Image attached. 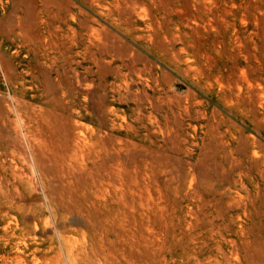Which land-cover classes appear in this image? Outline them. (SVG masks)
Here are the masks:
<instances>
[{
	"label": "rangeland",
	"instance_id": "1",
	"mask_svg": "<svg viewBox=\"0 0 264 264\" xmlns=\"http://www.w3.org/2000/svg\"><path fill=\"white\" fill-rule=\"evenodd\" d=\"M41 17L50 28L30 29ZM97 39L110 47L99 67L82 48L94 50ZM75 69L88 80L78 84ZM75 148L84 160L94 152L107 204L53 216L44 197L58 195L60 163ZM14 160L32 181L17 185ZM260 164L264 0H0V203L14 198L20 207H0L8 211L0 264H185L176 232L204 238L201 255L217 243L236 248L242 264H264ZM238 165L250 167L256 187H242ZM58 234L74 248L71 263L59 257Z\"/></svg>",
	"mask_w": 264,
	"mask_h": 264
},
{
	"label": "bare ground",
	"instance_id": "2",
	"mask_svg": "<svg viewBox=\"0 0 264 264\" xmlns=\"http://www.w3.org/2000/svg\"><path fill=\"white\" fill-rule=\"evenodd\" d=\"M95 2H100L102 0H94ZM124 1V0H123ZM47 5V4H46ZM124 5V4H123ZM128 7V6H127ZM80 8V7H79ZM114 8V7H113ZM116 10H119L122 12V10L120 9H116ZM38 12H43L45 14V17L47 18L49 16V10L43 6L41 9H38ZM123 13V12H122ZM121 13V14H122ZM120 14V13H119ZM130 14V13H129ZM34 15V14H33ZM37 16V14L35 15ZM56 17V15H55ZM122 17V16H121ZM92 18V17H91ZM118 18V14H117V17ZM126 18V17H125ZM97 20V19H96ZM116 20V19H115ZM122 20V19H121ZM120 20V21H121ZM30 22V21H29ZM123 22V20H122ZM18 23V22H17ZM40 23H44L45 24V27L47 28H50V23H47L45 19H42L39 18L38 22L35 20L33 23H32V27L30 29H34L35 27H37L38 24ZM87 23V22H86ZM120 23V22H119ZM31 24V23H30ZM89 24V23H88ZM100 24V23H99ZM86 25V24H85ZM44 27V28H45ZM58 27V26H57ZM54 31V30H52ZM75 31V30H74ZM40 32V31H39ZM56 32V31H55ZM71 34H72V41L74 42V39L76 38L75 35L73 33V30L70 31ZM84 32V31H83ZM49 34V33H48ZM104 34V33H103ZM47 35V34H46ZM48 36V35H47ZM57 36V34H56ZM62 36V35H61ZM69 36V35H68ZM67 37V36H66ZM31 38V37H30ZM41 37L37 34L35 35L34 39H40ZM44 38V37H43ZM69 38V37H68ZM139 38V37H137ZM100 39V38H99ZM97 39V42L96 43H92L91 45L94 46V50H90L88 47H82L85 51L88 52V58L90 60V62L96 66V67H99V63H101V60H102V57L103 55L109 53L108 50L110 49L109 45H108V42L105 41V40H99ZM102 39V38H101ZM106 39V38H105ZM117 39V37H116ZM119 39V38H118ZM117 39V40H118ZM122 39V38H121ZM71 40V39H70ZM114 40V39H113ZM37 41V42H38ZM115 41V40H114ZM92 42V41H91ZM121 43V42H120ZM157 43V42H156ZM63 44V43H62ZM113 44V43H111ZM110 44V45H111ZM37 46V45H36ZM114 46V45H113ZM113 46H111L113 48ZM25 47V46H24ZM30 47V46H29ZM111 48V50H112ZM115 48V46H114ZM29 49V48H28ZM45 49V48H43ZM59 50V49H58ZM118 50V49H117ZM129 50V49H128ZM26 51V50H25ZM30 51V50H29ZM34 51V50H33ZM36 51V50H35ZM113 51V50H112ZM127 52V51H126ZM61 53V52H59ZM34 54V53H33ZM123 54V53H122ZM32 55V54H31ZM33 56V55H32ZM210 56V55H209ZM39 58V57H38ZM34 60V59H33ZM76 62V61H75ZM25 66V65H24ZM53 66V64H52ZM86 66V65H85ZM103 66V65H102ZM101 67V65H100ZM103 68V67H102ZM115 68V66H114ZM144 68V66H143ZM104 69V68H103ZM133 69V67H132ZM139 69V68H138ZM137 69V71H138ZM33 70V69H32ZM101 70V69H100ZM99 70V71H100ZM141 70V69H139ZM85 72H89L90 71V68L89 67H86ZM95 71V70H94ZM112 71V69H111ZM135 71V70H134ZM136 71V72H137ZM74 75L76 74L77 78H78V84H80V82H85L86 80H88V77L87 76H78L77 75V69L74 70ZM135 72V74H136ZM57 73V72H56ZM138 73V72H137ZM58 74V73H57ZM31 75V73H30ZM123 75V73H122ZM140 75V74H139ZM18 76V75H17ZM31 77V76H30ZM60 77V76H59ZM131 77V76H129ZM21 78V77H20ZM32 78V77H31ZM142 78V77H141ZM155 79V78H154ZM17 80V79H16ZM129 80V79H128ZM153 80V79H152ZM133 81V80H132ZM16 84V83H15ZM60 84V83H59ZM77 84V85H78ZM144 84V83H143ZM13 85V83H12ZM103 89V88H102ZM16 90V88H15ZM111 92H112V96L117 98L118 100H120L121 98H124V94L121 92V86L119 84H112L111 86ZM131 90V89H130ZM127 91V90H126ZM133 92V91H132ZM137 92V91H136ZM135 93V92H134ZM144 94V93H143ZM133 95V94H132ZM137 94H134L133 95V98L136 99L138 97H136ZM132 98V99H133ZM131 99V100H132ZM141 100V99H140ZM20 103V102H19ZM153 104V103H152ZM112 106V105H111ZM152 106V105H151ZM109 107V106H108ZM27 110V109H26ZM140 109H138L139 111ZM139 114V113H138ZM139 118V117H138ZM37 120V119H35ZM32 133V132H31ZM31 133L29 132L28 133V136L31 137ZM106 134V133H105ZM27 136V137H28ZM32 138V137H31ZM41 139V138H40ZM55 139V138H54ZM103 139V138H102ZM120 139V138H119ZM30 140V139H29ZM32 140V139H31ZM37 140V139H36ZM42 140V139H41ZM46 141V140H45ZM220 141V140H219ZM39 142V141H38ZM32 143V142H31ZM111 144V143H110ZM30 146L32 148L33 145L30 144ZM204 146V145H203ZM30 147V148H31ZM65 147V146H64ZM232 148V147H231ZM67 149V148H66ZM236 149V148H235ZM43 150V149H42ZM23 151H24V148H23ZM118 152V151H117ZM93 153L94 152H90L88 154V157H87V160H84L82 157H83V152L81 151H78L73 149L71 151V153L67 154V160H62V162L60 163V170H59V176L61 182H60V188L58 187L56 190H58V195L57 196H47L45 195L44 197V200L46 198V201L44 203V209L43 211H46L50 214H53V213H56L57 210H61L62 212H72V210H78V211H86V212H89V213H95L97 211L101 212L103 211L102 209H104L106 207V204H107V196H106V193L105 191H102L100 189H103L104 188V178H100V175H98V168L99 167L97 165L96 167V162L92 160H90L91 158V155L93 156ZM227 153V152H226ZM124 154V153H123ZM13 155V154H12ZM24 155V154H23ZM48 155V154H47ZM14 156V155H13ZM12 156V157H13ZM233 156V155H232ZM99 157V156H98ZM97 157V158H98ZM139 157V156H138ZM225 157V156H224ZM223 157V158H224ZM15 158V157H13ZM26 158V157H24ZM55 158V157H54ZM53 158V159H54ZM78 158H82V161L79 162L78 161ZM16 159V158H15ZM103 159V158H102ZM227 159V158H226ZM233 159V158H232ZM251 159V158H250ZM101 160V158H100ZM84 161V162H83ZM102 161V160H101ZM240 161V159L238 160ZM237 161V162H238ZM257 161V160H256ZM12 163V162H11ZM64 163V164H63ZM91 163L92 167L90 168V166H88V164ZM102 163V162H101ZM258 162H256L255 164H257ZM260 163V162H259ZM236 164V162H235ZM245 164V163H244ZM251 164V163H250ZM254 164V165H255ZM102 165V164H101ZM21 166V165H20ZM231 166V165H230ZM234 166V165H232ZM239 166V165H238ZM261 164L256 166V170L257 171H254L256 172L255 174L262 180H264V168H260ZM10 170L13 172H15L16 170H19L20 172L18 173L19 175V178L16 182L17 185L19 184H22V183H27V182H30L32 181V178L30 177V175L28 173L25 172L24 168L21 170L20 167L17 166L16 164V161L14 160L13 163L11 164V166H9ZM58 168V167H57ZM110 168V167H109ZM238 168V167H237ZM253 168V167H252ZM107 169V168H106ZM222 169V168H221ZM89 170V171H88ZM237 177L239 179V181L242 183L243 180H246V182L248 184L250 183H253L254 179H253V174L251 172V169L249 166L247 165H242V166H239V170L237 171ZM34 173V172H33ZM106 173V172H105ZM106 176V175H105ZM113 176V175H112ZM109 177V176H108ZM122 177V175H121ZM255 177V176H254ZM33 179H34V176H33ZM98 179L100 180V182H98L97 186L95 185V182L98 181ZM112 179V178H111ZM124 179V178H123ZM229 179V178H228ZM35 180V179H34ZM118 180V179H117ZM72 181L75 183L72 184ZM59 182V181H58ZM112 182V181H111ZM117 182V181H116ZM37 183V182H36ZM120 183V182H119ZM116 184V183H115ZM114 184V185H115ZM246 183H242V187L244 189H248V185L246 186L245 185ZM255 184V183H253ZM251 184V185H253ZM257 184V183H256ZM256 184L254 185V187H256ZM17 185H15L16 187L14 188L12 186V189L15 190V193L17 194V197L18 196H21L19 195V191H18V187ZM44 185V184H43ZM258 185V184H257ZM117 186V185H116ZM142 187V186H141ZM7 188V187H6ZM107 188V187H106ZM122 188V187H121ZM131 188V187H130ZM51 189V188H49ZM117 189V188H116ZM252 189V188H251ZM250 189V190H251ZM119 190V189H118ZM258 190V189H257ZM121 191V190H120ZM143 191V190H142ZM264 191V190H263ZM8 192V190H7ZM107 192V190H106ZM109 192V191H108ZM125 192V191H124ZM136 192V191H135ZM0 193L3 194L2 192V189L0 187ZM131 195L133 196L135 193L134 191H130ZM129 193V194H130ZM8 195V193H6ZM53 194V193H52ZM121 195L120 196H114V199H117L118 197H122V193H120ZM141 194V193H140ZM140 194H135L137 195L138 197H140ZM5 195V194H4ZM11 195V194H10ZM48 195V194H47ZM109 195V193H108ZM111 195V194H110ZM109 195V196H110ZM142 195V194H141ZM12 196V195H11ZM125 196V194H124ZM123 196V197H124ZM146 196V195H145ZM200 196V195H199ZM8 197V196H7ZM143 197V196H142ZM140 197V198H142ZM147 197V196H146ZM149 197V196H148ZM147 197V198H148ZM11 198V197H9ZM14 200V198H12ZM112 199V198H111ZM124 199V198H122ZM139 199V198H138ZM13 200H6L5 203L1 204L0 203V207L4 206L6 207V209H11V208H15V209H19V205L17 204V202L13 201ZM17 200V199H16ZM141 200V199H140ZM20 203V202H19ZM209 204V203H208ZM252 204V203H250ZM243 209V208H242ZM27 211V210H26ZM2 212V211H1ZM36 212V210H35ZM40 212V211H39ZM3 213V212H2ZM0 213V214H2ZM98 213V212H97ZM245 213V212H244ZM8 214V211L6 210L4 213H3V216H6ZM38 214V213H37ZM54 216V214H53ZM1 217V216H0ZM39 218V217H38ZM17 220V219H16ZM8 221V220H7ZM6 221V222H7ZM41 223H43L44 227L48 224V219L47 218H42V220H40ZM115 221V220H114ZM36 222V221H35ZM98 222V221H97ZM9 223V222H8ZM102 223V222H101ZM224 225V224H223ZM52 226V225H51ZM10 226H8V224H4L1 229L3 230V232H6L7 229H9ZM34 227H36V224L34 225ZM48 227V226H47ZM50 228V227H49ZM18 229V228H17ZM24 228H19V232H17V234L14 236L15 238L14 239H18L20 238L23 234H22V231H23ZM51 229V228H50ZM54 229V228H53ZM52 229V232H55L53 231ZM12 230V229H11ZM102 230V229H101ZM178 230V229H177ZM26 231V230H25ZM174 231V230H173ZM179 231V230H178ZM250 232V231H249ZM175 233V232H174ZM12 234L14 235V230L12 231ZM219 234V233H218ZM244 235V234H243ZM28 236V235H27ZM202 236V235H201ZM247 236V235H246ZM26 238V237H25ZM58 240L59 241H63L61 242V245L62 248L59 250V257L61 258H64L66 260V262L68 263H71L73 262L74 260V257H75V254H74V248L73 247H66L64 244L67 243V238L64 237L63 235H59L58 234ZM8 240V238H6ZM172 239H173V242L172 244H174V246L179 242V241H184L186 244H184L182 247V252H179V258L180 259H184L185 261V264H242L240 263L238 260H237V249L236 248H232L233 250H226L224 249L222 246H220L219 244H215V254H212V253H206L204 255H201L202 254V249L203 247L206 245V242H205V239L204 238H201L199 237L197 234L195 235H190L188 238L187 237H184V234L182 235L181 233H177L176 234H173L172 236ZM22 241V240H21ZM96 241V240H95ZM234 241V240H233ZM232 241V242H233ZM248 241V240H246ZM23 242V241H22ZM87 242V241H86ZM104 242V241H103ZM102 242V243H103ZM189 242H192L194 243L193 247L191 248H186L187 246V243ZM216 242V241H215ZM221 242V241H220ZM231 242V240H230ZM64 243V244H62ZM225 243V242H224ZM241 243V242H240ZM14 244V243H13ZM16 244H18V242L16 241ZM15 244V247L17 246ZM20 244V243H19ZM171 244V245H172ZM242 245V244H241ZM22 246V245H21ZM108 246V245H107ZM260 246V245H259ZM94 247V246H93ZM247 247V246H246ZM19 248V247H18ZM23 248V247H22ZM22 248H19V249H22ZM27 248V247H26ZM107 248V247H106ZM104 249L103 252L105 251L104 253V257L106 258L107 255H111L112 253V250L110 248H107V249ZM114 248V247H113ZM177 248V247H174V249ZM97 249V247L95 248ZM178 249V248H177ZM188 249V250H187ZM244 249V248H243ZM246 249V248H245ZM18 250V249H16ZM100 250V248H99ZM261 250V249H260ZM101 251V250H100ZM106 251H107V254H106ZM191 251V252H189ZM262 251V250H261ZM18 252V251H17ZM20 252V251H19ZM102 252V253H103ZM115 252V251H114ZM170 252V251H169ZM176 252V251H174ZM192 253V255H191ZM20 254V253H18ZM117 254V253H116ZM173 254V253H172ZM115 255V254H114ZM248 255V254H247ZM15 256V255H14ZM22 256V254H21ZM116 257V256H115ZM192 258V262L190 263L189 260L190 258ZM246 257V256H245ZM250 257V256H249ZM16 258V256L14 257ZM20 258V257H18ZM17 258V259H18ZM23 258V257H22ZM21 258V260H22ZM174 258V257H173ZM119 259V258H118ZM117 259V260H118ZM20 260V259H19ZM20 260V261H21ZM234 260H237V261H234ZM17 261V260H16ZM15 261V262H16ZM25 261V260H24ZM116 261V260H115ZM245 261V260H244ZM119 262V261H117ZM238 262V263H237ZM17 263V262H16ZM14 264V263H13ZM118 264V263H117Z\"/></svg>",
	"mask_w": 264,
	"mask_h": 264
}]
</instances>
